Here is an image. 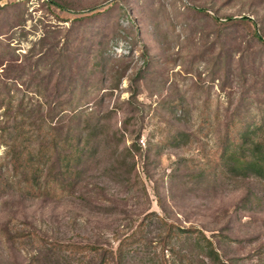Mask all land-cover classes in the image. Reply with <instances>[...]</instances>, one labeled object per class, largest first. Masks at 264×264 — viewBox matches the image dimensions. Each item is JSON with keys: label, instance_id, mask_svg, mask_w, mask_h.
I'll list each match as a JSON object with an SVG mask.
<instances>
[{"label": "rangeland", "instance_id": "1", "mask_svg": "<svg viewBox=\"0 0 264 264\" xmlns=\"http://www.w3.org/2000/svg\"><path fill=\"white\" fill-rule=\"evenodd\" d=\"M0 6V56H10L6 46L18 58L14 65H22L10 73L16 105L55 100L52 86H65L68 71L61 70L70 64L90 92L59 100L93 98L109 132L126 130L96 161V184L105 193L98 188L95 206L66 194L38 197L17 180L5 185L0 264H79L68 244L98 247L80 252L83 264H264V181L227 175L221 159L264 117V42L253 35L264 41V0ZM117 143L135 151L137 176L128 189L102 171L131 162L114 152ZM5 151L2 145L0 181L9 176ZM162 219L178 233L167 243ZM191 227L197 231H185ZM203 234L214 242L217 261L199 247L207 245Z\"/></svg>", "mask_w": 264, "mask_h": 264}, {"label": "trees", "instance_id": "2", "mask_svg": "<svg viewBox=\"0 0 264 264\" xmlns=\"http://www.w3.org/2000/svg\"><path fill=\"white\" fill-rule=\"evenodd\" d=\"M244 21L254 24L250 19L244 18ZM253 35L259 42H264L257 33ZM2 50L5 55L6 53L10 55L8 56L10 58L0 56L2 57L0 67L3 68L0 72V110L3 109L0 113V148L2 145L6 147L4 158L9 176L5 180L1 179L0 193L4 192L5 185L17 180L19 184L24 185L25 192L32 195L36 193L38 197L58 198L60 194H66L70 198L87 200V203L95 206L98 202V188L105 193L104 188L96 184V172L100 170L96 161L104 153L102 150L107 151L111 147L113 143L111 140L114 137L120 136L125 139L126 130L123 132L117 128L109 132L110 129L96 109L93 98L74 103L72 99L59 100L63 94L69 97L75 90L86 94L90 92L89 87L83 88L79 82V68L70 64L61 70V74L68 71V82L65 86L60 81H56L52 86L51 96L53 95L55 100L42 99L40 96L30 106H26L23 101L17 102L16 105L10 94V73L16 66L22 65H14L18 62V58L7 52L9 49L6 50V46ZM41 53L46 54V52ZM13 81L23 85L18 78ZM27 91L31 90L27 88ZM136 91L137 88H134L133 96L136 95ZM32 92L36 95L42 93L41 90ZM123 145L121 143L114 145V152L126 153V160L130 159L131 162L126 163L125 159H116L115 162L117 160L120 162L105 167L102 171L112 178L114 183L128 189L131 179L137 176L135 151ZM221 159L227 175L237 178L254 177L264 181V117L260 123L248 126L237 139L230 142L224 149ZM161 221L167 230L165 243L169 242V235L178 237V233L173 230V224H169L164 219ZM140 225L144 226V223ZM180 229L184 232L182 228ZM185 231L196 232L197 229L191 227ZM203 237L207 245L199 244V247L202 251L206 250L213 261H217L219 253L214 242L206 238L205 234ZM67 247L79 264H83L80 252L84 249H98L93 244L81 246L68 244ZM98 264H106V262L101 260Z\"/></svg>", "mask_w": 264, "mask_h": 264}]
</instances>
